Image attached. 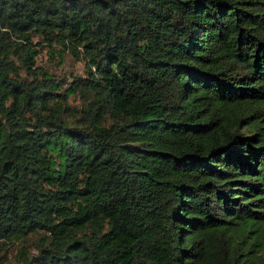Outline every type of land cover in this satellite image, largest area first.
Instances as JSON below:
<instances>
[{
	"label": "trees",
	"instance_id": "trees-1",
	"mask_svg": "<svg viewBox=\"0 0 264 264\" xmlns=\"http://www.w3.org/2000/svg\"><path fill=\"white\" fill-rule=\"evenodd\" d=\"M16 244L264 264V0H0V264Z\"/></svg>",
	"mask_w": 264,
	"mask_h": 264
},
{
	"label": "rangeland",
	"instance_id": "rangeland-1",
	"mask_svg": "<svg viewBox=\"0 0 264 264\" xmlns=\"http://www.w3.org/2000/svg\"><path fill=\"white\" fill-rule=\"evenodd\" d=\"M37 63L43 66L48 67L52 72H56L59 75H69L70 73L74 74H83L84 73V63L81 60L74 59L70 54H66L64 59L60 61L58 58L50 57L46 49H43L39 52L37 57ZM73 103H76L77 100L70 98ZM36 235H33L29 238V247H32L33 241L36 239ZM31 251H35L32 247ZM4 264H20L19 256L17 254V244L12 245L10 252L7 257L3 258Z\"/></svg>",
	"mask_w": 264,
	"mask_h": 264
}]
</instances>
